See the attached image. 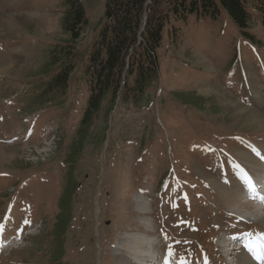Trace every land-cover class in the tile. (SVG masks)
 Instances as JSON below:
<instances>
[{
	"label": "rangeland",
	"instance_id": "rangeland-1",
	"mask_svg": "<svg viewBox=\"0 0 264 264\" xmlns=\"http://www.w3.org/2000/svg\"><path fill=\"white\" fill-rule=\"evenodd\" d=\"M62 2L0 0V62L9 68L0 74V264H144L146 255L253 264L234 249L237 235L264 234L253 209L264 215V187L251 195V182L264 184V125L246 122L248 113L264 117L259 16V44L227 18L185 28L175 47L165 35L158 84L86 130L84 68L106 0H81L89 23L77 68L65 102L51 106L41 93L58 71L55 47L69 42ZM213 87L228 97L202 92ZM231 191L243 204H225Z\"/></svg>",
	"mask_w": 264,
	"mask_h": 264
},
{
	"label": "trees",
	"instance_id": "trees-1",
	"mask_svg": "<svg viewBox=\"0 0 264 264\" xmlns=\"http://www.w3.org/2000/svg\"><path fill=\"white\" fill-rule=\"evenodd\" d=\"M63 27L69 42L55 47L51 56L56 73L41 93L45 103L61 106L77 64L75 45L89 23L81 0H63ZM105 15L90 45L84 68L89 88L82 119L86 130L100 113L113 112L121 103L140 104L159 82V51L164 36L171 46L183 30L201 21L227 18L247 41H255L252 16H259L264 31V0H106Z\"/></svg>",
	"mask_w": 264,
	"mask_h": 264
},
{
	"label": "bare ground",
	"instance_id": "bare-ground-1",
	"mask_svg": "<svg viewBox=\"0 0 264 264\" xmlns=\"http://www.w3.org/2000/svg\"><path fill=\"white\" fill-rule=\"evenodd\" d=\"M6 65V64H5ZM2 62H0V74L1 73H5V72H7V70H9V68L7 67V66H5ZM202 92H204L205 94H207V95H213V97H214V95H217L218 97H219V99L220 100H222L224 97H228L225 93H223V92H221V91H218L217 89H215L214 87H213V89H203L202 90ZM217 100V99H216ZM225 102H226V100H224ZM224 105V104H223ZM235 107V106H234ZM237 107H238V109H239V111H241L240 113H238L237 114V116H240V117H242V115L241 114H243V113H247V111L245 110V109H243V108H241L240 106H238L237 105ZM243 112V113H242ZM249 114V116H248V119L246 120V122L248 123V124H254L256 127L257 126H262V125H264V117L263 116H260L259 114H256V113H248ZM246 116V115H245ZM244 116V117H245ZM247 117V116H246ZM253 126V125H252ZM246 159V158H245ZM262 159V158H261ZM246 161H254V162H257L259 165H260V163L258 162V161H256V160H254V159H248V160H246ZM258 171L260 172V173H262V176H263V174H264V170H260V169H258ZM255 177V176H254ZM250 183V182H249ZM233 184V183H232ZM252 185H254L253 184V182H251V186ZM264 187V184H256V185H254V187L252 188L253 190L251 191V195H254V196H256L258 193V191H259V187ZM240 187V186H239ZM235 188V187H234ZM225 190V189H224ZM221 192V191H220ZM231 193L232 194H229V195H227L228 197H225L224 199H226L225 200V204L227 205V206H229V207H237L238 205L240 206L241 204H243L242 202H241V199H240V195H237L234 191H231ZM250 194V193H249ZM261 194V195H260ZM260 194H258L259 196H260V198H256L257 199V202H263L264 201V194H262V193H260ZM248 197H250V196H248ZM251 197H253V196H251ZM243 200V199H242ZM255 202V201H254ZM253 209H255V211L254 212H256V214H257V216L258 217H260V219L262 220H264V215H263V213H261V211L262 210H258V209H256L254 206H253ZM34 229L31 227L30 229H29V233H31L32 231H33ZM149 230V229H148ZM13 241V240H12ZM11 241V242H12ZM10 244V243H9ZM226 244V243H225ZM231 245V243L228 245V243H227V245L226 246H230ZM9 246V245H8ZM144 245L142 244V248H141V250H143L144 248ZM149 247H151V245H149ZM6 249V248H5ZM153 249V248H152ZM223 249H225V247H223ZM235 250V249H234ZM137 261V260H136ZM143 261H145L144 262V264L146 263L147 264V262H148V264L150 263V264H160L159 263V259L157 258V257H154V255L152 256V255H146L144 258H143ZM140 262V261H139ZM142 262V261H141ZM135 263V262H134ZM137 264H139L138 262H136ZM135 263V264H136Z\"/></svg>",
	"mask_w": 264,
	"mask_h": 264
},
{
	"label": "snow or ice",
	"instance_id": "snow-or-ice-1",
	"mask_svg": "<svg viewBox=\"0 0 264 264\" xmlns=\"http://www.w3.org/2000/svg\"><path fill=\"white\" fill-rule=\"evenodd\" d=\"M252 187H254V185H252ZM252 235H256V234H254V233L249 234V236H252ZM258 239L264 240V234H260ZM245 247H247L250 251L253 250L251 244L245 245Z\"/></svg>",
	"mask_w": 264,
	"mask_h": 264
}]
</instances>
